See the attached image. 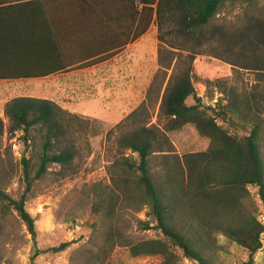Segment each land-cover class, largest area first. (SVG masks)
I'll use <instances>...</instances> for the list:
<instances>
[{"label":"trees","instance_id":"obj_1","mask_svg":"<svg viewBox=\"0 0 264 264\" xmlns=\"http://www.w3.org/2000/svg\"><path fill=\"white\" fill-rule=\"evenodd\" d=\"M260 0H0V80L39 79L50 75L87 68L106 61L142 37L157 21L158 28L175 22L191 41V49L213 35L212 20L225 6L243 3L249 7L245 24L239 29H225V52H236L237 67L252 69L264 78V6ZM208 36V37H207ZM207 37V38H206ZM238 50H235L237 48ZM260 78V77H259ZM258 86L251 94H240L232 100L223 98L216 107L202 105L189 74L168 84L162 111L167 128L147 126V103L142 102L119 125L132 130L119 141L123 156L121 172L113 180L111 192H103L94 211L105 217L114 215L119 199L135 201V211L149 208L156 226L164 236L130 244L132 256H159V264H180L182 255L198 264H210L203 244L210 229L216 228L246 251L254 264L263 247L264 160L260 154L258 117L264 110V99ZM193 97L194 104H187ZM9 120L7 133L21 132L26 142L35 126L45 131L38 176L48 165L62 167L72 163L76 153L68 139L74 124L84 119L55 101L18 96L5 104ZM233 120L242 136L230 135L217 120ZM85 121V120H84ZM87 121V120H86ZM193 124L198 132L212 141L208 151L172 154L167 131ZM5 124L0 117V138ZM158 146L165 158L166 178L157 184L149 167L150 156ZM61 146L60 151H56ZM125 151L130 154L126 155ZM171 155L176 160L170 166ZM25 169L26 156L22 157ZM30 184V183H29ZM28 184L27 189L30 188ZM256 189L260 213L246 211L243 199L249 188ZM25 196L19 200L0 188V205L13 208L26 223L34 239L31 264L42 253H59L70 242L40 249L36 242L35 220L25 208Z\"/></svg>","mask_w":264,"mask_h":264},{"label":"rangeland","instance_id":"obj_2","mask_svg":"<svg viewBox=\"0 0 264 264\" xmlns=\"http://www.w3.org/2000/svg\"><path fill=\"white\" fill-rule=\"evenodd\" d=\"M258 5L264 6V0H260ZM250 10L243 3L223 7L209 28V32L210 29L215 30L214 34L195 46V51L191 49L194 41L175 22H167L158 28L155 21L136 41L132 53L122 57L110 68L113 72L127 61L129 67L126 74L122 75V81L112 78L106 87L110 86L113 100L125 97L128 106L125 108L122 103L117 108L115 102V106L105 107L92 101L88 108L92 117L81 116L85 121L74 124L70 130L68 139L73 141L76 155L72 163L65 167L51 163L46 173L38 176L45 131L35 126L25 142L21 132H15L12 136L7 133L9 120L4 123L5 131L0 138V188L13 199L19 200L25 196V208L35 220L38 248L47 249L61 242H70L63 252L40 254L35 264L161 262L159 256L135 257L130 252V244L164 238L155 228L156 222L148 207L135 211L139 198L123 203L119 199L114 215L110 218L93 209L99 195L111 192L113 180L121 172L118 165L122 164L123 154L119 141L134 126L126 128L119 124L146 101L147 116L143 118L147 120V126L167 128L162 111L164 93L169 83H175L178 77L187 73L204 106L216 107L220 98L235 102V96L251 94L255 86H258L259 95L264 99L263 76L252 69L233 65L231 61L238 62L236 52L232 57L227 55L224 51L228 47L227 41L221 36L224 28L233 30L242 27ZM235 50H238V46ZM102 74L91 73V81L102 77ZM45 85L41 79L16 81L11 87V97L40 98L46 93ZM194 103L192 96L187 99V104ZM258 118L260 154L264 160V110ZM233 120L218 119L217 124L230 135L246 134L236 130ZM167 138L172 154L179 157L185 153L208 151L212 144L211 139L201 135L193 124L167 131ZM60 149L62 147L58 146L56 151ZM158 150L156 145L150 156L149 167L154 181L160 184L166 178V163L164 153ZM125 154L130 152L125 151ZM23 155L28 160L26 169ZM175 155L169 159L170 166L176 160ZM260 203L256 189L250 187L249 195L243 199L246 211L258 216ZM262 242L263 247L255 255L254 264H264V233ZM203 246L210 264H242L248 260L246 251L216 228L210 229ZM33 253L34 239L26 223L13 206L0 205V264H31ZM176 253L180 264H198L184 257L180 250H176Z\"/></svg>","mask_w":264,"mask_h":264},{"label":"crops","instance_id":"obj_3","mask_svg":"<svg viewBox=\"0 0 264 264\" xmlns=\"http://www.w3.org/2000/svg\"><path fill=\"white\" fill-rule=\"evenodd\" d=\"M135 43L129 44L123 51L114 57L98 63L96 65L75 69L69 72L58 73L47 77H41L45 85L46 93L40 98L55 101L62 108L75 113L77 115L91 118V102L96 101L103 106H115L122 104L126 108L128 103L125 99L116 98L113 100V95L110 93V86L107 85L114 78L117 81H122V75L126 74L129 67L126 62L110 71L112 65L117 63L122 57L127 56L134 50ZM103 73L102 77L91 81V73ZM34 79H1L0 80V117L4 123H8V118L5 116V104L10 101L13 88L16 81H29ZM11 92V93H10ZM104 92V93H103ZM101 101V102H100ZM120 101H122L120 103ZM85 108V109H83Z\"/></svg>","mask_w":264,"mask_h":264},{"label":"built area","instance_id":"obj_4","mask_svg":"<svg viewBox=\"0 0 264 264\" xmlns=\"http://www.w3.org/2000/svg\"><path fill=\"white\" fill-rule=\"evenodd\" d=\"M260 220L264 223V213L260 215Z\"/></svg>","mask_w":264,"mask_h":264}]
</instances>
